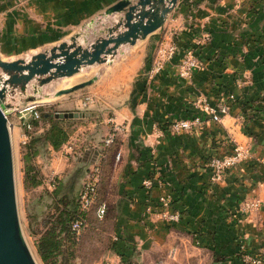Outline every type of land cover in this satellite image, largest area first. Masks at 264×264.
<instances>
[{
    "label": "crops",
    "instance_id": "crops-1",
    "mask_svg": "<svg viewBox=\"0 0 264 264\" xmlns=\"http://www.w3.org/2000/svg\"><path fill=\"white\" fill-rule=\"evenodd\" d=\"M118 1L0 0V55L5 59L21 46L34 54L56 46L83 33V26L93 25ZM172 36L179 51L149 77L159 42ZM148 41L150 49L143 46ZM193 47L199 64L193 77L185 78L178 64ZM134 48L127 63L135 79L121 82V88L117 81L107 83L111 88L100 94L106 106L101 120L79 108L85 116L64 118L77 127L55 126L43 146L48 151L39 155L45 181L53 182L59 196H78L88 170L102 161L103 142L114 132L100 196L109 206L112 238L126 257L137 264H244L243 256L251 254L264 264V0H178L164 27ZM203 96L215 107L226 102L228 112L213 120L197 103ZM194 116L201 123L188 132L167 129ZM24 135L18 136L20 143ZM236 145L248 156L224 181L213 182L209 157L231 154ZM147 179L151 187L144 184ZM162 195L171 196L181 212L178 222L165 223L148 209ZM249 199L261 205L243 212L240 207ZM123 260L110 251L98 264Z\"/></svg>",
    "mask_w": 264,
    "mask_h": 264
},
{
    "label": "rangeland",
    "instance_id": "rangeland-1",
    "mask_svg": "<svg viewBox=\"0 0 264 264\" xmlns=\"http://www.w3.org/2000/svg\"><path fill=\"white\" fill-rule=\"evenodd\" d=\"M114 18V21L110 22L109 17L103 13L98 16L97 20L93 23V25H85L83 26V32L81 36L78 38V42L83 47H90L94 42L98 41L101 38L108 37L109 31L108 28L116 24V20L119 17H115L114 15H110ZM108 18V20H107ZM116 18V19H115ZM110 22V23H109ZM114 35L117 32L113 33ZM68 42H71V38H67ZM64 42V41H63ZM150 42L145 43L143 46L149 48ZM142 43V42H141ZM139 43V44H141ZM160 44V42H159ZM158 44V46H159ZM59 45V44H57ZM120 47L115 55H109L108 60L103 63H95L92 65H88L83 68L78 73L67 76V77H59L57 79L52 80L51 82L41 86L39 85L38 80L34 79L28 83L26 91H22L20 85L9 86V90L7 92V102L12 104L13 106L8 109L7 115L8 119L11 122V140L13 147V158H14V172H15V182H16V194H17V203L19 216L21 220V226L24 232V235L27 239L29 247L33 252V255L38 264H45L40 258L37 247L34 241V238L31 237L32 233L36 229H40V223L46 218L49 214H55L58 212L59 200L62 197L53 196L52 192L54 190L53 182L47 183L45 179L41 185L37 186H29L26 187L24 184V174H25V160L24 154L27 149L23 146V142L20 143L18 140V136L20 133L23 134L25 132L24 125L20 122V116L23 113H29V106L38 104L36 107L44 112H51L56 117V114L59 112L66 111H78L79 108H83V111L91 110L93 115H99V118L102 119L101 113L105 110V98L101 96V92H105L106 88H111V81L119 82V87L121 88V82L129 79V81L134 80L135 78L130 75L131 66L127 63L129 56H131V50H134V45L125 44ZM157 46V48H158ZM53 47V46H52ZM52 47L49 45L44 46L39 51H48ZM156 48V52H157ZM150 49V48H149ZM148 49V50H149ZM20 51L9 56L0 58L7 61L18 60V59H26L29 60L32 55L35 53L34 50H29L25 48V46H21ZM122 50H127L126 52H122ZM130 52H129V51ZM136 52V51H135ZM154 53V55L156 54ZM150 53V50L147 51V54ZM152 55V54H151ZM152 55V57L154 56ZM126 57V59H125ZM0 76L4 79L10 76V73L3 71L0 68ZM97 77L95 81L91 84L86 85L82 88H79L71 93L63 94L60 96H55V93L62 89L71 87L73 85L85 82L93 77ZM130 83V82H129ZM37 85L38 92H34V86ZM36 96L37 103H28L27 97L30 95ZM77 94H82L77 97ZM86 97L82 104L78 102L81 98ZM92 100L88 106H84L83 103L86 100ZM97 99L100 101H97ZM104 100V101H102ZM83 105V106H82ZM103 110V111H102ZM105 112V111H104ZM101 115V116H100ZM96 117V116H94ZM64 119V118H58ZM22 121V120H21ZM60 125L64 126L63 128L66 130H72L77 124L70 123L72 121H58ZM76 122V121H75ZM51 126V122L41 121L37 128L36 136L40 134H44L47 130H49ZM16 128L19 130V133L16 132ZM47 141H42L39 143V153L36 155L34 161L36 165H38L40 172L42 173V159L39 155L44 154L48 151V149L43 148L46 146ZM43 148V149H42ZM41 153V154H40ZM43 174V173H42ZM61 205H64L63 202H60ZM102 229H98V233L92 234L90 232L87 233L85 239L78 241L75 247V256L71 258L72 264H98L101 260L110 252L111 239H112V229L109 226H105ZM84 233V232H83ZM82 237V236H81ZM54 264V263H53Z\"/></svg>",
    "mask_w": 264,
    "mask_h": 264
},
{
    "label": "water",
    "instance_id": "water-1",
    "mask_svg": "<svg viewBox=\"0 0 264 264\" xmlns=\"http://www.w3.org/2000/svg\"><path fill=\"white\" fill-rule=\"evenodd\" d=\"M178 0H119L105 10V15L122 13L116 24L108 28L109 36L99 39L90 47H83L78 38L71 37L48 51L33 54L29 60L7 61L0 58V68L10 73L3 80L0 76V264H38L24 235L19 216L14 172L13 147L7 102L9 86L20 85L26 91L27 85L36 79L43 86L59 77L72 76L88 65L103 63L109 55H115L125 45H135L156 30L164 27L169 14ZM117 32L116 35L113 33ZM97 77L85 82L62 88L55 96L71 93L91 84ZM34 92H38L37 85ZM28 103H37L36 96L27 97ZM85 116L80 111H66L56 114L58 118Z\"/></svg>",
    "mask_w": 264,
    "mask_h": 264
},
{
    "label": "built area",
    "instance_id": "built-area-1",
    "mask_svg": "<svg viewBox=\"0 0 264 264\" xmlns=\"http://www.w3.org/2000/svg\"><path fill=\"white\" fill-rule=\"evenodd\" d=\"M204 41V36L200 37L197 40V44L200 45ZM179 51V46L172 36L170 39L162 40L157 48L156 54L152 57L151 63L147 69L146 74L149 77H154L164 66L167 61H170L175 54ZM196 48H188L185 50L184 55L181 61L178 64V71L181 76L185 78H192L194 74L195 67L199 64V59L195 54ZM230 98H233V95L230 94ZM92 100L84 101L83 105L88 106ZM197 103L206 111L211 113L212 119L218 121L221 119V113L226 114L229 110V106L225 103H222L220 106L215 107L213 106L207 96L201 97L197 101ZM38 104L29 106L30 112L23 113L21 115L22 124L25 127V135L23 143H26L30 139V135L28 134L29 131L33 129L30 120L40 118V113L36 110V106ZM201 123V118L199 116H194L191 118H182L177 121L172 122L168 126V130L173 134H181L183 132H188L192 130L195 126ZM9 125L11 122L9 121ZM115 133H110L106 139L105 144L110 145L115 140ZM248 156L247 150L242 147L241 145H236L234 151L228 155H212L209 157L208 165L212 171V181L215 183H219L225 180V176L227 172L235 168L237 165L240 164L246 157ZM121 157V153H117V158ZM101 179V165L97 163L93 165L89 170L88 174L86 175L85 182L83 185V189L80 192V209L82 211L89 210L93 204L96 202L97 197V190L98 185ZM144 184L147 187H151L153 185V181L151 179L145 180ZM261 202L256 199H249L243 202L240 209L243 212L250 211L251 209L259 208ZM150 211L155 210L156 213L160 214V217L165 221V223L173 224L178 222L182 214L179 210L173 207V202L171 196L162 195L160 196L158 202L149 204ZM100 212L103 213L105 211V205L102 204L100 206ZM83 225H85V220L83 218L76 219L73 224L72 228L76 230L77 233H80ZM243 262L246 264H262L263 260L260 257L251 256V254H246L243 256ZM132 264H137L133 262Z\"/></svg>",
    "mask_w": 264,
    "mask_h": 264
},
{
    "label": "trees",
    "instance_id": "trees-1",
    "mask_svg": "<svg viewBox=\"0 0 264 264\" xmlns=\"http://www.w3.org/2000/svg\"><path fill=\"white\" fill-rule=\"evenodd\" d=\"M36 110L41 116L40 118L30 120L33 127V129L28 132L30 139L28 142L23 143V146L27 149L24 154V184L26 187L37 186L43 183L45 177L40 172L38 165H36L34 161L36 155L39 153V143L49 140L53 129L59 124L58 121H66L65 119L54 118L51 112H44L39 108H36ZM41 121L51 122V127L44 134L36 136L35 134ZM113 143L106 145L105 141L103 142L101 150L102 161L100 162L101 179L98 185L96 202L93 206L87 211H82L80 209V194L76 197H65L59 196L58 190H55L52 192L53 196L62 197L58 203V205L61 206L60 208L58 207V212L55 214H49L46 218H44V220L40 223V229H36L34 232H32V230L30 231L33 237L41 234L40 237L34 238V241L37 247V252L45 264H72L70 261L76 254L75 247L80 238L83 242L88 232L96 235L98 233V229H102L104 227L103 225H107L112 229L109 206L100 196V189L103 179L104 159L106 158V155L109 154ZM61 201L64 205L60 204ZM102 204L105 205V211L103 213L99 210ZM79 217L85 220V225H83L80 233H77L76 230L72 228V224ZM42 225L45 226V229L39 233L42 229ZM110 248V251H114L124 258V264H132L135 262L130 258V256H125L117 239H111Z\"/></svg>",
    "mask_w": 264,
    "mask_h": 264
}]
</instances>
